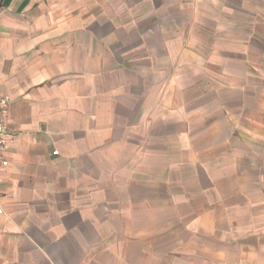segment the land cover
Wrapping results in <instances>:
<instances>
[{"label": "crops", "instance_id": "1", "mask_svg": "<svg viewBox=\"0 0 264 264\" xmlns=\"http://www.w3.org/2000/svg\"><path fill=\"white\" fill-rule=\"evenodd\" d=\"M0 93V264H264V0H0Z\"/></svg>", "mask_w": 264, "mask_h": 264}, {"label": "built area", "instance_id": "2", "mask_svg": "<svg viewBox=\"0 0 264 264\" xmlns=\"http://www.w3.org/2000/svg\"><path fill=\"white\" fill-rule=\"evenodd\" d=\"M12 100L9 96H4L0 93V171L9 164L7 158V142L5 135L8 132V125L6 123V115L11 106ZM57 154V152H54ZM1 181H0V190H1Z\"/></svg>", "mask_w": 264, "mask_h": 264}]
</instances>
